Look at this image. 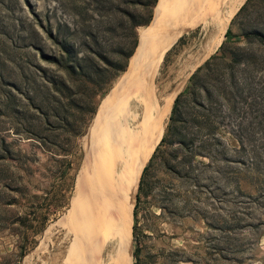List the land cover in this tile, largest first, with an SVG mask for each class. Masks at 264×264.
Here are the masks:
<instances>
[{
  "label": "rangeland",
  "instance_id": "obj_1",
  "mask_svg": "<svg viewBox=\"0 0 264 264\" xmlns=\"http://www.w3.org/2000/svg\"><path fill=\"white\" fill-rule=\"evenodd\" d=\"M150 1L0 0V264H133L138 184L124 241L118 214L105 203L104 177L92 153L98 143L96 121L134 55L109 85L102 79L96 91L75 95L79 105L73 108L46 81L62 75L45 59L58 54L46 31L69 34L80 55L88 53L87 46L105 51L124 44L127 49L130 31L123 12L137 14L140 21L147 9L138 3ZM245 2L234 11L218 45L186 73L175 96L225 40L229 46L241 40L254 51L247 86L231 110L226 104L221 109L218 142L208 155L189 159L179 154L185 165L175 172L156 164L150 171V193L137 217L147 236L145 264H264V64L259 41L240 35L246 24L264 28V0L235 18ZM162 10L157 0L147 26ZM194 17L164 53L161 76L170 83L192 57L187 50L201 43L203 15Z\"/></svg>",
  "mask_w": 264,
  "mask_h": 264
},
{
  "label": "bare ground",
  "instance_id": "obj_2",
  "mask_svg": "<svg viewBox=\"0 0 264 264\" xmlns=\"http://www.w3.org/2000/svg\"><path fill=\"white\" fill-rule=\"evenodd\" d=\"M243 1L160 0L163 10L149 26L139 29V46L129 69L96 121L94 141L98 143L94 142L96 151L92 153L104 177L105 203L111 213L118 214V230L124 241L133 193L151 150L162 139L165 121L185 75L218 45L229 19ZM199 14L203 15L201 43L195 50H187L192 57L176 81L170 83L161 76L164 53L171 38ZM167 71L171 74V69Z\"/></svg>",
  "mask_w": 264,
  "mask_h": 264
},
{
  "label": "trees",
  "instance_id": "obj_3",
  "mask_svg": "<svg viewBox=\"0 0 264 264\" xmlns=\"http://www.w3.org/2000/svg\"><path fill=\"white\" fill-rule=\"evenodd\" d=\"M156 1L151 0L149 4L138 3L147 9L145 18L140 21L137 20V14L122 11L123 19L130 31V44L127 49L124 44L119 48L105 51L92 50L87 46L88 53L80 55L75 45L70 42L69 34L61 36L59 29L58 33H53L52 28L47 30L46 35L57 46L58 54L47 56L45 59L62 72L59 80L46 79L49 89L62 95L65 102L74 108L79 105L75 95H82L85 89L96 91L102 79H105L103 81L105 87L109 85L120 72L126 69L128 60L137 45L138 29L150 23ZM255 1L258 3L262 0H246L235 18ZM246 25L240 28V35L246 41L253 38L259 41L262 47L259 55L264 64V28L253 26L252 23ZM64 27L69 31L68 26ZM229 35L228 30L227 39ZM89 37H92L91 33L88 34ZM92 41L95 42L94 39ZM240 41L229 46V42L225 40L218 52L195 70L186 88L174 100L164 135L145 165L138 183L133 208V264H145L143 243L147 236L138 226L137 217L141 201L147 199L150 193V171L156 164L159 169L175 172L177 167L185 165L181 162V155H186L189 159L208 155L211 147L218 142L217 117L221 109L226 104L231 110V102L235 97H240L242 90L247 86L246 73L251 69L250 59L254 51ZM104 89L101 88V91ZM54 99L60 102L59 99ZM181 104L185 107L183 108ZM94 112L95 108L92 109V113ZM44 120L47 121L46 118ZM240 139L234 137L237 143H242ZM163 146L164 149H162Z\"/></svg>",
  "mask_w": 264,
  "mask_h": 264
},
{
  "label": "water",
  "instance_id": "obj_4",
  "mask_svg": "<svg viewBox=\"0 0 264 264\" xmlns=\"http://www.w3.org/2000/svg\"><path fill=\"white\" fill-rule=\"evenodd\" d=\"M146 26H147V25H146ZM138 46H139V40H137V45H136V47H135V49H134L132 55L130 56V58L134 55V53H135V51L137 50ZM130 58H129V59H130Z\"/></svg>",
  "mask_w": 264,
  "mask_h": 264
}]
</instances>
